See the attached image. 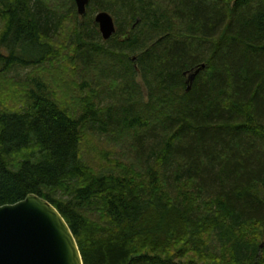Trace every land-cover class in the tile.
Masks as SVG:
<instances>
[{"label": "trees", "instance_id": "1", "mask_svg": "<svg viewBox=\"0 0 264 264\" xmlns=\"http://www.w3.org/2000/svg\"><path fill=\"white\" fill-rule=\"evenodd\" d=\"M168 1L90 0L126 31L103 41L91 18L95 33L79 22L63 42L44 0H0V75L71 47L116 90L100 108L104 92H79L72 115L28 75L22 104L0 111V207L49 202L83 264H264V0ZM85 130L127 134L133 162L88 168Z\"/></svg>", "mask_w": 264, "mask_h": 264}, {"label": "rangeland", "instance_id": "2", "mask_svg": "<svg viewBox=\"0 0 264 264\" xmlns=\"http://www.w3.org/2000/svg\"><path fill=\"white\" fill-rule=\"evenodd\" d=\"M151 1L156 5L161 4V2L171 3L168 0ZM44 2L56 13L57 18L60 21L62 20L63 28L61 29L59 40L63 42L67 40V36L71 31L76 30L74 29L76 25L78 28L79 22H82L83 29L89 35L95 33L91 28V18L94 21L98 13L105 12L98 11L95 7H91L89 10V6L87 5L85 14L80 17L76 13L74 0H44ZM115 5L114 3L105 4L106 7L110 6V8H113ZM106 13L113 19L115 28L119 24L121 30L126 31V27L120 18L117 17L115 19L113 12ZM119 16L122 15L119 13ZM70 48L58 47L52 60L38 70L17 67L11 69L6 76L0 75V111L18 108L22 104L23 92L25 90L23 86L26 84L25 82L29 74H38L46 84L50 95L60 105L66 106L72 115L78 111L80 112L81 95H79V92L84 97L88 94V89L93 92H104L93 102L98 108L112 103L108 93L112 94L116 91L113 90V84L109 81L113 76H109L106 70L101 74L100 68L96 63L91 69H84L73 59L74 50ZM96 80H100V85H98L99 83ZM138 82L145 98L146 91L140 79ZM109 85L111 88H109ZM130 142V137L127 134L115 136L113 134H102L96 131L85 130L84 134L82 133V161L95 172L112 171L118 165L127 166L133 162V148ZM16 158L17 156L12 157L10 163L15 161Z\"/></svg>", "mask_w": 264, "mask_h": 264}, {"label": "water", "instance_id": "3", "mask_svg": "<svg viewBox=\"0 0 264 264\" xmlns=\"http://www.w3.org/2000/svg\"><path fill=\"white\" fill-rule=\"evenodd\" d=\"M89 2L74 0L78 16L85 14ZM94 23L104 41L116 31L106 12L98 13ZM204 67L187 72V91ZM0 264L83 263L71 230L59 212L46 200L30 194L15 204L0 207Z\"/></svg>", "mask_w": 264, "mask_h": 264}]
</instances>
